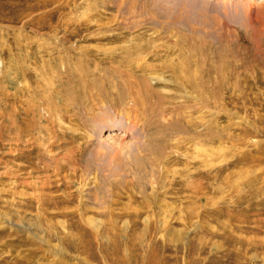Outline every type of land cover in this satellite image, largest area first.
Wrapping results in <instances>:
<instances>
[{"label": "rangeland", "instance_id": "374dc122", "mask_svg": "<svg viewBox=\"0 0 264 264\" xmlns=\"http://www.w3.org/2000/svg\"><path fill=\"white\" fill-rule=\"evenodd\" d=\"M0 264H264V0H0Z\"/></svg>", "mask_w": 264, "mask_h": 264}, {"label": "bare ground", "instance_id": "6f19581e", "mask_svg": "<svg viewBox=\"0 0 264 264\" xmlns=\"http://www.w3.org/2000/svg\"><path fill=\"white\" fill-rule=\"evenodd\" d=\"M259 1H260V0H259ZM251 15H252V14H251ZM252 16H253V15H252ZM250 17H251V16H250ZM250 19H251V18H250ZM140 56H141V55H140ZM135 102H136V101H135ZM131 107H132V106H131ZM119 110H120V109H119ZM127 110H128V109H127ZM129 112H130V111H125V113H126L127 115H124V117L126 116V118H127L128 120H129L130 117H131V119H130L131 121H135V120H137V116H136V115L138 114V111H137V114H136V115H135V114L132 115V114H130ZM121 113H122V112H121ZM123 114H124V113H123ZM131 121H130V122H131ZM128 122H129V121H128ZM135 122H136V121H135ZM131 123H132V122H131ZM136 123H137V122H136Z\"/></svg>", "mask_w": 264, "mask_h": 264}]
</instances>
